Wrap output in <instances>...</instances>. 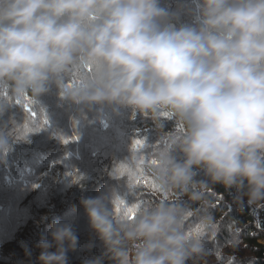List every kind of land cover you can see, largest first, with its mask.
I'll list each match as a JSON object with an SVG mask.
<instances>
[{"label":"clouds","instance_id":"9594fccd","mask_svg":"<svg viewBox=\"0 0 264 264\" xmlns=\"http://www.w3.org/2000/svg\"><path fill=\"white\" fill-rule=\"evenodd\" d=\"M197 10L194 25L177 27L160 0H0V92L8 102L37 100L55 83L74 104L131 107L157 127L175 120L170 144L148 168L163 193L158 201L130 220L106 207L108 197L82 198L106 248L85 264H103L104 256L115 264L207 257L178 202L187 195L207 204L210 186L195 179L196 169L212 184L246 189L248 203L264 207V0H199ZM7 108L0 101V116ZM12 123L11 131L0 128V157L11 150L9 137L29 139H18L23 124ZM138 162L132 155L130 164ZM118 198L113 191L112 203ZM198 219L214 236L207 207ZM50 236L37 245L41 264H68L78 246L72 226L54 220Z\"/></svg>","mask_w":264,"mask_h":264},{"label":"trees","instance_id":"16d2710c","mask_svg":"<svg viewBox=\"0 0 264 264\" xmlns=\"http://www.w3.org/2000/svg\"><path fill=\"white\" fill-rule=\"evenodd\" d=\"M198 2L160 0V6L176 13L171 22L179 27L196 23ZM48 91L37 100L27 96L33 101L30 107L36 113L35 116L25 107L24 97H13L12 102H8L3 97L4 93L0 92V101L8 103L6 111L28 118L48 135L47 138L37 136L36 143H22L9 137L11 150L0 157V264H41L39 255L42 249L37 245L42 240L52 239L50 231L53 221L57 217L72 216L74 207H77L76 212L83 214L82 209H78L82 206V198L87 193H96L106 179L115 178L121 186L130 184V193L125 195L129 206L141 201L154 203L160 199L157 196L151 200L154 194L152 190H148L146 185L135 184L128 171L132 170L131 164L127 171L123 167L119 170L118 165L122 161L127 163L125 160L131 159L132 155L139 158L138 164L133 166L136 169L140 167L141 161L157 159L158 153L165 148L175 131L174 118L165 120L163 127H157L149 117L131 107L105 103L93 104L89 108L74 104L61 97V90L55 83L50 85ZM2 97L5 99L1 100ZM18 100L21 103H17ZM148 130L153 131V134H142ZM137 139L143 141L140 148L134 145ZM56 142L60 145H54ZM62 150H69L70 158L52 160V164L60 165L53 169L46 168L34 180L21 168L25 175L24 179H20L21 175L13 168L24 162L25 158L35 155L44 159L48 154L54 156ZM173 155L178 160L183 158L178 149ZM150 166V162L143 165V176L148 179L151 177L148 173ZM122 169L123 172H120ZM196 171L195 179L209 183L210 188L205 193L207 204L192 201L187 195L180 197L178 202L191 213L185 220L189 231L195 233L196 226L201 228V243L209 255L202 259L193 256L187 264H203L205 259L212 257L217 259V253L221 257L217 259L219 264H264V207L250 205L247 196L243 195L246 189L238 190L235 186L227 188L222 183L212 184L203 169ZM112 172L113 175L110 174ZM69 181L72 183L64 185ZM111 197L110 194V202ZM176 200L172 199L173 202ZM205 207L214 215L216 226L215 235L206 240L207 245L203 244V234L211 229L200 225L198 219ZM109 208L114 211L112 203ZM59 222L64 223V219L61 218ZM75 225L71 224L78 237V246L75 251H68V264H85L102 256L106 248L100 237L95 241L87 239L88 235L80 227L83 224L79 227ZM213 242L214 246H209ZM26 248L31 252L30 257L25 253ZM241 250L249 252L250 258H241ZM50 251H55V248ZM103 264L115 262L104 256Z\"/></svg>","mask_w":264,"mask_h":264},{"label":"rangeland","instance_id":"374dc122","mask_svg":"<svg viewBox=\"0 0 264 264\" xmlns=\"http://www.w3.org/2000/svg\"><path fill=\"white\" fill-rule=\"evenodd\" d=\"M50 91H52V90H50ZM47 92H49V91H47ZM5 98L2 97L1 100H4ZM4 102H7V101H4ZM13 120H15L19 124H23L19 128V136L17 138L28 139V136H29L28 141L18 140V142L36 143V142H38V140L36 139L37 136H39L40 138L43 136H45V138L48 137L46 132H44V130L41 127H39L38 125H35L28 118L23 117L19 114L8 112V111H6L3 114V116H0V128H4V126L7 125V128L5 129V131H11L14 128V125L12 123ZM142 134H145V135L153 134V131H151V130L150 131L149 130L144 131V132H142ZM172 138L173 137H170V139L167 141L165 148L170 144V141ZM46 143H48V142H46ZM54 145L59 146L60 144L58 142H56ZM70 154H71V152L69 150H62L59 154L56 153L54 156H51L52 154H48V157H45L44 159H40V158H38V156L35 157V155H34V157H32V158H25L26 160L24 162L21 161L19 164L13 166V168L18 175H21L20 179H24V175H25V172L21 171V169H22V170L27 172V175L30 177L31 180H34L35 178L39 177L40 173L43 172L46 168L53 169L55 166L60 165V163L59 164H52V160L58 161V159L60 157H63L62 159H64V158L69 159ZM125 161H127V163H124L123 161L119 162L120 163L118 165L119 170L123 167L124 169H126L124 171H127V169L129 168L131 159L125 160ZM17 169H19L20 171H18ZM68 169H69V171H71L70 166H68ZM130 169L135 171L136 167L132 166V167H130ZM14 170L12 169V171H14ZM12 171H10V172L13 175H15L14 172H12ZM120 172H123V171H120ZM114 173L116 174L115 171H114ZM110 174H113V172ZM52 176H53V174H52ZM149 179H152V178L150 177ZM122 182H126V181H122ZM69 183H72V181H69L64 185H67ZM119 183L120 182L116 181L115 178L106 179L105 181L102 182V187H100L96 193H91V194L87 193L84 198H89V197L95 198L98 196L108 197L110 194L112 195L113 191H115L116 193H118V195L120 197H122L121 199L125 200L128 203L127 199L125 198V195L130 193V188H131L130 184L128 183L126 186H121V185H119ZM147 189L152 190V192L154 193L150 197L151 200H155L157 198V196L161 197L163 195V193H161L159 191H153V189L149 186ZM68 192H70V189H68ZM170 195L172 196V199L177 198L176 192L170 193ZM115 201L113 204L112 202H110L107 199L105 201L106 207L110 210L109 207H110V204L112 203V208L115 209V207H114ZM145 203L146 202H143V204H145ZM79 206H81V204ZM78 209H82L83 214L76 212L77 207H74L71 210V213H73L72 216H70V217L63 216L61 218L64 219V223H68L70 225L75 223L76 224L75 226H77V227H79V225L83 224L80 227L85 232V235H88L87 239H92L95 241L99 237V235L91 227L90 219H89V216H88L84 206L82 205L81 207H78ZM61 218L57 217L56 220L60 221ZM215 230H216V228H215ZM206 233L203 234V240H205V241H203V244L205 243L207 245L206 240H210L212 238V234H211V230H209ZM213 244H214V242L211 243L209 246H214ZM243 249H245V248L243 247ZM240 253H241V258H245L247 256H249V258H250V256H251L249 254V252H247L246 250H241ZM203 264H219V262L216 259V257H212V258L207 259V260L205 259Z\"/></svg>","mask_w":264,"mask_h":264},{"label":"snow or ice","instance_id":"6c2138e0","mask_svg":"<svg viewBox=\"0 0 264 264\" xmlns=\"http://www.w3.org/2000/svg\"><path fill=\"white\" fill-rule=\"evenodd\" d=\"M88 70L91 71V66H89ZM24 100L26 101L25 107L27 108L29 113L31 115L35 116L36 113L33 112L31 107H30V105L33 103V101L30 98H28L27 96L24 97ZM17 103H21V101L18 100ZM45 122H47L46 119H45ZM76 139L78 140L79 138L77 137ZM65 143H68V141L65 140ZM134 145H135V147L140 148V147L143 146V141L137 139L136 141H134ZM149 162L152 165H155V164L158 163V160L157 159H151L150 161H141L140 162V167H138L135 171L128 170L129 171V175H131L133 177V180H134L136 185L143 184V185L151 187L153 189V191H158V187L155 184V182L152 179H148V178H145L143 176V165L145 163H149ZM122 171H123V169H122ZM142 206H143V201H141L140 203H133V204H131V206H129V204L125 200L118 198L115 201V209H114V211H115V213L117 215L122 214L128 219L134 220L136 215H137V213H138V210ZM188 215H191V213L189 212ZM194 231H195V233L197 235L201 234V228L199 226H196L194 228ZM191 233L192 232L190 231V234Z\"/></svg>","mask_w":264,"mask_h":264}]
</instances>
